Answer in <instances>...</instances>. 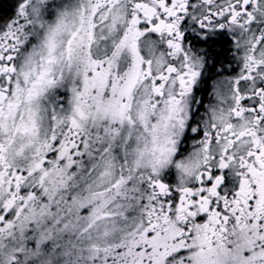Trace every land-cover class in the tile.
I'll return each instance as SVG.
<instances>
[{
	"label": "snow or ice",
	"instance_id": "snow-or-ice-1",
	"mask_svg": "<svg viewBox=\"0 0 264 264\" xmlns=\"http://www.w3.org/2000/svg\"><path fill=\"white\" fill-rule=\"evenodd\" d=\"M0 264H264V0H0Z\"/></svg>",
	"mask_w": 264,
	"mask_h": 264
}]
</instances>
